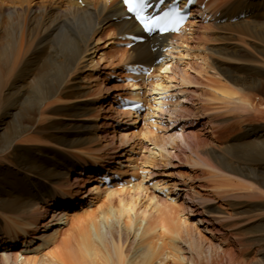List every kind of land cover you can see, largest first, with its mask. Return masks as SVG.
Masks as SVG:
<instances>
[{
	"label": "bare ground",
	"instance_id": "bare-ground-1",
	"mask_svg": "<svg viewBox=\"0 0 264 264\" xmlns=\"http://www.w3.org/2000/svg\"><path fill=\"white\" fill-rule=\"evenodd\" d=\"M191 10L179 35L148 37L122 0H0V264H245L238 252L253 246L249 264H264V125L238 136L242 144L209 141L264 119L263 24H236L240 44L214 51L207 42L194 68L207 75L202 92L181 68L207 19L264 15V0H197ZM111 38L110 56L91 61L97 87L83 85L93 41ZM231 61L246 64L225 67ZM137 66L126 92L103 96L108 69ZM128 100L148 108L140 137L127 129L144 115L126 110ZM175 167L190 174L169 181ZM198 169L229 185L214 187L232 212L213 204ZM76 207L82 217L70 213ZM245 209L258 218L247 239L234 232V213Z\"/></svg>",
	"mask_w": 264,
	"mask_h": 264
},
{
	"label": "rangeland",
	"instance_id": "rangeland-1",
	"mask_svg": "<svg viewBox=\"0 0 264 264\" xmlns=\"http://www.w3.org/2000/svg\"><path fill=\"white\" fill-rule=\"evenodd\" d=\"M258 14L259 13L254 14L253 15V18H246V19H244V18L240 17L241 19H239V20L236 19L237 22H233V20L231 21V18H233V19H235V18L233 17L232 12H231L230 13V16L229 15L227 16L229 18V21L224 20L225 18L222 19V20H219V21L216 20V19L210 18V19H207V22H204L203 26L205 25L206 28L205 29L200 28L199 29L200 32H198L199 37L200 38H203V40L199 41V44H198L197 41H194L195 43L192 42L190 44L191 45V48L193 49L192 52L190 53L191 55L190 56L183 57L184 59L181 62V63H183V64H181L182 65L181 68H184V70L187 71V72L189 71L190 76H191V80H193V82L195 84L194 87H198V89L203 88V89L199 90L200 92H202V90H204L206 88V86H205V84H206L205 83V80L206 79H202V78H206L207 75H206V73H204L202 78L201 77H198L197 74L195 75V72L196 71L194 70V68L200 69L198 66L200 64V57L205 54L204 53V51H205L204 49H206L207 46L208 47L210 46V48L212 47L211 49H213L214 51H216L218 48H221V47H223L226 44H232V43L240 44V40L241 39H243V38L247 39V38L244 36L243 30L240 29L239 26H236V24H241V22L242 23L252 22V23H254L256 25H262L263 24L262 26H264V15H262V14H259L258 15ZM3 26L6 27L7 26V23L6 22H3ZM99 26H101V28H102V27L108 26V25H106V23H103V24L100 23ZM193 28L194 29H197L196 27H193ZM257 28H259V27L257 26ZM228 37L230 38V39H228L229 41H224L223 40V39L228 38ZM98 38H99V36L96 39H98ZM96 39L93 41V45L92 46H94V47L99 46V49H96L95 50V48H92L90 50V52L88 53V57L86 59V62L82 66L84 68L81 67L82 69L79 72V77H80L81 83L83 85H85L87 87H90V88H93V89H95L97 87L98 82L96 80L94 81L95 75H96V67H93V65L91 63L92 58L96 59V61H97V60H99L97 58H100L102 56V54H104V53H108V57H109L110 56L109 55V51L111 52L110 49L112 47L111 40L113 38L108 39L107 41L104 39L98 45H97L98 40H96ZM203 41H205V43ZM201 42H203V43H201ZM207 42H208V45H207ZM201 45L204 46L205 48L202 47ZM202 49H203V51L200 52ZM193 51H194V53H193ZM199 55H200V57H199ZM213 57L214 58H220V56H217V55H213ZM187 59L188 60L191 59V61L190 60L188 61ZM208 60H210V59H208ZM240 62H242V61H240ZM240 62H234L233 63L231 61V62L226 63L225 67L231 68V67H237V66H244L246 64L245 62H242V63H240ZM89 63H91V64H89ZM238 63H240V64H238ZM106 64H108V62ZM186 65H187V67H186ZM180 70H182V69H180ZM207 70L209 71V69H207ZM111 72H114L115 74H118V73L119 74L115 76V75L111 74ZM105 73L106 74L103 76V79H106V78L107 79H106L105 85L103 87V93H102L103 96L113 97V95L116 96V95H119V94H122V93L126 92V91H123V90H125L124 88L130 87L129 86L130 82L126 79V76H127V73H128L127 67L126 68H121L120 67V68H116V69L115 68L114 69L113 68L112 69H108ZM109 74H111L112 76L110 77ZM195 80H197V81H195ZM109 84L111 85L112 88L117 86L118 89L113 90V91H110L106 95L105 93L108 90L107 89V85H109ZM200 86H203V87H200ZM87 100L89 101V100H91V98L90 99H87ZM87 100L85 102H87ZM104 101H106V100H104ZM198 102L197 101L195 102V104H196L195 105V108H196V111L195 112H200V110H199L200 109V105H199L200 103L198 104ZM102 103H103V101H102ZM100 104H101V102H99V103H97L95 105L96 108L99 109V110H100V108L98 106ZM143 110L144 111L142 113H143L144 116H142V118H139V121L140 122L137 125H129V128L127 129V131H129L130 133L135 132L137 136L139 135L138 137H140V132H142V130H145L146 128L150 127V123L147 122V119H146L147 118V111L148 110L146 108H144ZM18 118H19V116H18ZM99 119L101 120V116L99 117ZM207 120L208 119H206V121ZM71 121L66 120L64 122V126L66 128L70 127L71 124H72ZM93 122H94L93 120H90L89 119V121H86L85 124L88 125V126H91V125H93ZM102 122H103V117H102ZM127 122H130V121H127ZM263 125H264V119L261 120V119H256L254 117L253 118H249L247 120V122L243 123L242 125H240V126H237L236 125L234 132H232L230 130L226 134H224L223 139H220L219 138L220 140H217V139H215V136L216 135L214 136V138H211L212 135H210V138L211 139L209 140V137H208V140L210 142L214 141L215 142V145H217L218 147H223L226 144H229V145L236 144V143L237 144L238 143L239 144H242V143H244L246 141L245 140H243V141H240L239 140L240 141L239 142L236 139L238 136L244 138V135L247 134L248 132H251V129H253L256 126H263ZM176 150L177 149H175L174 151H176ZM136 151H138V150H136ZM251 152H253V154H254L255 151L253 150ZM183 163H185V162H183ZM166 171L168 173L172 174V175L174 174L172 178L171 177H166V179H168L169 181L170 180H174L175 178H177V175L179 176V175L182 174V176H186V174H190L189 169H183V168H178V167H175V168H172V169H169L168 168V169H166ZM207 174H208L207 171H204L202 169H200V170L198 169V170L195 171V175L196 176H200L202 178V181L200 179L197 180V181H199L198 184L204 185V187H203L204 190H206V192H209L210 196L214 199V203L213 204L215 206H217V207L219 206L222 210H225V212H232V209L230 208V206H228V204L224 203L221 200V198H220L221 197L220 196L221 194H219L221 192L219 190H216L217 187H219V189H220L221 187H229V185H227V184L224 185L225 183L222 181L223 180L222 178H219V177L213 178V177H211V176H209ZM70 176H71V178L75 177V173L72 174V175H70ZM214 186L216 187V189H215ZM212 187H214V188H212ZM75 191H76V189H72V194L70 196H68V198H72V196H74V194H75ZM246 200L249 201L250 203L257 201V199H254V200L253 199H246ZM101 204H102V202L95 201L94 202V205H92V207H91V210H97L98 206H100ZM58 207H60V204L59 203H56V204L53 203L51 205L50 214L52 213V211H54ZM82 208H84V207H76L75 209H72L70 211V213L72 215H74V217H82L84 215V213H85L84 212L85 209L83 210ZM234 214H235V217L237 219L236 221H239L240 220L242 222V225H241L240 229L235 230L234 232L241 234V237L243 236L244 239H245V237L247 239L248 236H245L246 233H247V231L249 230L250 226L253 223H255L257 221V219H258V218L256 219V217H257L256 212H249V211H247L245 209V210H241V211L235 212ZM47 220H49V218ZM67 228H69V226L66 227V229ZM21 244L22 243H20V246L23 249L24 247ZM255 248H256V246H253L252 248H250V247L244 248L245 251L243 252V254H241L240 252H238L239 258L242 259L245 262V264H249V262H251L252 260H256V257H258V256L256 255L257 248L256 249Z\"/></svg>",
	"mask_w": 264,
	"mask_h": 264
},
{
	"label": "snow or ice",
	"instance_id": "snow-or-ice-1",
	"mask_svg": "<svg viewBox=\"0 0 264 264\" xmlns=\"http://www.w3.org/2000/svg\"><path fill=\"white\" fill-rule=\"evenodd\" d=\"M127 13L138 22L143 32L149 35L153 33L168 34L177 33L186 20L179 6V0H173L166 10L153 14L149 12L150 8L163 5L165 0H159V4L153 5L152 0H122ZM192 3V0H188ZM132 39H137L133 37Z\"/></svg>",
	"mask_w": 264,
	"mask_h": 264
}]
</instances>
